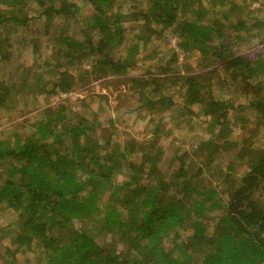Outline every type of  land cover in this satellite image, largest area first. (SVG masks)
<instances>
[{"label": "trees", "instance_id": "1", "mask_svg": "<svg viewBox=\"0 0 264 264\" xmlns=\"http://www.w3.org/2000/svg\"><path fill=\"white\" fill-rule=\"evenodd\" d=\"M258 13L264 0H0V264H264ZM170 37L184 71L174 47L150 71L154 42ZM41 59L45 78L32 72ZM91 79L106 92H89ZM121 86L148 138L101 120ZM76 90L86 95L66 97ZM193 120L206 135L173 146ZM234 146L245 167H222Z\"/></svg>", "mask_w": 264, "mask_h": 264}, {"label": "rangeland", "instance_id": "2", "mask_svg": "<svg viewBox=\"0 0 264 264\" xmlns=\"http://www.w3.org/2000/svg\"><path fill=\"white\" fill-rule=\"evenodd\" d=\"M258 14L260 17V18L259 17L258 18L263 20L262 17H264V14L263 15L261 13H258ZM37 41H39V40H37ZM175 41L176 40L174 37H170V42H169V38L165 39L164 41H158L157 43L154 42V44H157L156 47H158V49H157L158 55L154 59H148L147 60L146 65L150 71H152L154 69L152 67L157 66L160 59H163L164 61L168 60L171 57V54L173 51H176L178 53V62L175 61V63H172V65L178 66V71H184L185 67L183 66V63L185 62V60H184L185 54L180 52V50L177 47H175ZM170 47H172V48L174 47V50L171 51L169 49ZM152 48H153V46L150 47V50ZM44 49H45L44 46L41 45V50L45 51ZM21 56H22V58L20 59L19 63L26 65V63L31 61L30 57L28 55L23 56V54L21 53ZM42 61H43V59L40 60L39 64L35 65L34 69H36V71L32 70V72L34 74H37V78H39V77L45 78V76L48 77L49 70L48 71L45 70L43 63H41ZM28 64H30V63H28ZM12 71H13V74H15V70L12 69ZM2 72H3V70L0 69V76H1ZM133 72L137 75L144 74L143 71H140L138 68L135 69ZM26 73H29V72H26V71L21 72L22 75H25ZM87 87L89 88V92L95 93V91H97L101 94L106 92V89L102 88V85L98 80H92L91 79L90 83ZM121 88L124 89V91H122V92H126L127 95H125V94L123 95V98H125V100L123 101L122 106L117 107L116 105L118 103H116L117 101H116V98L114 96L119 94L117 91ZM112 92L114 94H112ZM131 93H133L132 90L128 89L127 87H123V86L118 87L111 92H108V97H109L110 103H109V105H106L104 103V101H102L104 103V107H99V108H102V110L99 112V114H100L102 121H103V117L106 118L107 120L112 118L113 120L116 121V132L118 133V136L127 137L128 135H133L135 138L143 140L145 138H148L151 135L150 130L152 129L153 125H149V126L146 125V122H144L140 118H137L138 117L137 113H134L132 111L134 108H136L139 105V103L135 101V97H137V94L135 93V95H134L135 97H134ZM85 95H86V93H84V90L83 91L82 90H76L74 92H71L66 97H69L70 100H74L75 98H79V97L85 96ZM64 96L65 95H62V97H64ZM173 99L177 100L178 98L175 96ZM43 101L44 100H40L38 103L34 104V106L32 105V106H29L28 108H32V107H36V106L40 107V105H44L42 103ZM95 107H97L96 104H95L94 108ZM21 108H23V107H21ZM74 108H77V107L74 106ZM19 109H20V107L19 108L15 107V108L11 109L12 111H8L7 114L8 115L11 114L12 116H14L15 117L14 119L16 121V120L20 119V117H21L20 115L22 114V112H20ZM74 110H76V109H74ZM73 112L75 113V111H73ZM141 114L147 115L149 113H148V111L145 110ZM241 114L243 117H245L249 114V112L246 109H243V110L240 109L239 111L235 112V115L233 116V118H237L238 115H241ZM22 115L25 116V114H22ZM36 115H37V113L32 111L27 116L26 119H28L30 121L34 120V117ZM8 121H6V122H8ZM238 121L239 120H237V122ZM12 123H13V121H10V123H6V124H4V126L5 127L7 125L10 126V125H12ZM238 124H240V122H238ZM15 127L12 126L9 128L14 129ZM206 129H207V125L206 126L204 124L199 125L196 122V120H193L192 123H187L185 125V127H181V128L175 127V129L172 131L169 138L171 141H173V146L186 148L189 145V142H190L189 137L191 135L198 134V133L206 135ZM237 138H239V137H237ZM239 150H240L239 146H234L233 150L222 153L221 166L227 167L228 166L227 164L229 162H233V161L236 162V163H234L235 165L237 164L240 166L239 161L244 164L246 162V157H244V158L240 157V159H241L240 160L239 157L237 156V153H239ZM172 151H173V149L170 150L168 153L172 154L173 153ZM244 167H245V164H244ZM241 169H242L241 171H243V168H241ZM235 174H237L239 176L240 172H235ZM237 175H235V176H237ZM1 219H2L1 220V225H2V224L7 223L8 221L12 220L13 215L9 214V216H7L5 218H1Z\"/></svg>", "mask_w": 264, "mask_h": 264}]
</instances>
